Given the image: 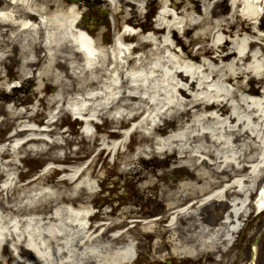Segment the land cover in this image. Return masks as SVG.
Masks as SVG:
<instances>
[{"label": "bare ground", "instance_id": "bare-ground-1", "mask_svg": "<svg viewBox=\"0 0 264 264\" xmlns=\"http://www.w3.org/2000/svg\"><path fill=\"white\" fill-rule=\"evenodd\" d=\"M103 1V5H110L111 26L109 19L107 22L100 17L95 21L96 18L88 15V6L99 9L101 15L106 14L103 5L91 1L0 0V50L7 48L10 54L20 51L21 76L29 72L34 76L33 67L41 64L44 58L49 59L40 72L43 81L50 79L59 85V100L78 87L79 93H86L77 97L79 105L75 114L83 117L82 112L88 111L92 117L88 119L90 123L120 106L135 111L129 118L121 113L123 120L117 119V122L128 124L131 118L143 116L145 112L150 114L152 106L158 104L157 114L167 116L163 122L175 124L168 128L165 123L153 122L149 114L145 115L132 135L140 131V142L148 144L150 149L136 148L138 159L146 151L153 155L179 153L170 168H183L187 175L177 183H169L160 182L161 173L155 170L150 171V176L141 172L138 185L146 191L156 188L162 192V197H168L169 208L180 206L170 219L172 237L179 240L174 245L175 251L180 248L185 255L200 256L205 250L214 249L218 242L223 248L228 247L232 229L241 223L238 212L247 208L249 194L262 185L260 177L264 174V88L260 92L251 82L240 81L242 76L248 75L251 81L259 77L264 83V29L256 23L264 12V0H231V5L223 10L214 8L223 0H202L206 5L204 9L194 0H168L166 5L175 8L176 13L164 10L157 24L149 30L146 27L139 32L134 30L137 34L129 30V25L137 23L135 17L140 15L137 2L142 0ZM198 13L202 15L200 19ZM195 18L198 19L194 21ZM182 22L184 32L197 27H203L204 31L184 42L178 29ZM113 25L115 29L111 31ZM105 29L113 34L109 43L102 38L108 32ZM195 44L196 51H190L189 47ZM165 50H170L169 84L174 94L161 104L142 94L147 93L148 86L143 82V74L150 68L151 55ZM43 51H46L45 56L41 54ZM136 52L141 55L135 56ZM2 61L0 55V64ZM76 81L81 85L76 87ZM233 82L237 89H230L229 83ZM117 88L121 94L110 101L107 93H116L113 91ZM189 89L201 93L190 97L186 91ZM109 102L112 103L108 106ZM19 114L17 119L21 116L30 120L36 118V113ZM187 115H191V119H186ZM98 129L100 134L87 135L92 142L90 151L99 148L97 155L108 152V157L113 150L120 151L126 144L125 135L119 131L101 126ZM31 130L37 129L30 125L16 127L7 139ZM116 138L122 140L117 142ZM14 141L0 146V170L8 175H13L18 168L19 152L24 147L40 150L35 144L37 136ZM51 157L63 160L58 154ZM251 162L254 163L249 168ZM136 163L133 157H126L127 166L123 170L136 169ZM89 167L61 168L72 172L57 185L67 186L66 191L70 192L58 194L59 203L51 213L38 203L43 195V184L47 183L40 176L18 189L17 202L0 198L2 264L130 262L135 247L134 236L128 234L132 228L118 230L120 226L116 223L117 229L109 232L114 221L108 217L94 227L89 226L90 202L77 203L81 199L77 191H93L95 170ZM10 187L12 183H5V189ZM27 193H32L33 197L24 201ZM210 198L234 201L233 213L217 225L196 216L195 209ZM191 200L193 203L186 204ZM158 224L154 219L153 224H145V231L158 236L155 228ZM185 231L186 236L182 237ZM121 238L127 240L120 244ZM7 246L12 255L11 260L4 261ZM162 246L164 242L156 247ZM227 253L225 251L224 255Z\"/></svg>", "mask_w": 264, "mask_h": 264}, {"label": "rangeland", "instance_id": "rangeland-1", "mask_svg": "<svg viewBox=\"0 0 264 264\" xmlns=\"http://www.w3.org/2000/svg\"><path fill=\"white\" fill-rule=\"evenodd\" d=\"M86 3L95 2L96 5H103L104 1L101 0L99 2H96L95 0H84ZM184 2H191V0H183ZM195 3L200 5L202 9L206 7L204 2L202 0H194ZM168 0H142L138 1L139 6V14L136 15V30H139L138 26L142 25L146 18L144 17V13L147 11H155L156 15L154 18H152L150 21H146L145 24L151 23L156 24L157 23V12H161L164 10H168L171 12H176V9L173 7H168L166 4H168ZM210 7L212 4H209ZM231 5V0H223L221 1L217 7L214 8L218 10H223V8H227V6ZM106 9L107 15L111 16V9L109 8L110 5H103ZM88 13H91L92 7L88 6ZM129 8V7H128ZM261 8L259 7V10ZM198 18L200 19L202 15L200 13L197 14ZM186 18V17H185ZM195 18L194 21H196ZM170 21H173L172 19H169ZM185 21V19H184ZM183 21V22H184ZM180 24V28H182ZM256 23L262 26L261 28L264 29V12H262L258 18L256 19ZM143 24V25H145ZM184 27V26H183ZM115 29V26L113 25L112 30ZM183 28L179 32L180 37H182L184 42H187V40L191 37H197L200 33L204 31V28L197 27V28H189V31H186L185 33H182ZM139 36V35H138ZM104 38L106 39V42H111L113 38V34L110 32H107L104 35ZM181 45L178 46V49H180ZM197 48V44L194 46H190L189 50L192 52H195ZM154 51V50H153ZM173 51V50H172ZM15 54H10L7 51V48H4V50H0V55L3 57V62L0 64V71L2 74V77L0 78V144L4 145L3 143H8L9 141L16 140H24L27 139L29 136H37V141L35 144L40 148V150H30L26 147H24L19 152V163H17L18 168L15 169V183L17 187L7 189L3 192H0V198L5 200L6 197H9L11 200L10 203L17 202L20 191H17L19 187H22L23 183H26L31 178H34L35 176H40V178H43L47 181V183L43 184V195L41 196V199L38 203L41 204V207L48 208V213H51L52 210L56 207V205L59 203L57 199L58 194L61 193V191H64L65 193L70 190L67 186L59 187L57 185L58 181L65 177V176H71L72 171L63 172L62 170L54 171L52 166L55 165L56 167H73L75 164H87L89 161L93 159V161L90 163L91 169H94V177L92 179V183L94 185L93 190L95 188H102L104 187L110 188L114 190V195L109 194H102L98 195L97 193L93 192H78L80 193V200H77L78 204L81 203H89L90 206L93 205V208L96 210L98 209V212L95 216V219L93 221H98L100 217H103L102 214H107V217L114 221V223H117L118 218H124V225L129 223L126 219H129L127 217H136L139 218L138 213L141 215H144L143 218L150 219L148 211H153V215L158 213H165L167 211H164L161 206L159 205V201L162 200L163 202H166L168 199L167 196L164 195L162 197V192L157 190L156 188H153L151 190H143L142 187L138 185V175L143 172V174H148L150 176V171L155 170L159 173H161L160 182L164 180V182H175L177 180L176 178L170 177L169 174L175 172L179 178L183 177V175H187L186 171L184 169L174 170L172 168L174 166L173 161L175 160L176 156H180L179 153H176L173 155L170 153H161L157 152L155 155L150 154L149 152H143L142 158L138 159V154L136 148L146 147L147 149H150L147 144H143L141 146L138 145L137 139L139 141V138L141 136L140 133H136L135 136H133L132 141L130 145H128V149L125 150L126 146H122V149L117 155V159L115 162H112L110 155L106 157V153H102L101 155H98L94 157V155L97 153L98 148H93L91 151L89 149V145H92V142L89 141V138L84 137L82 134L81 129L85 126L79 125L81 123L74 124L72 123V115L69 113L67 105H76L77 101V95L80 94L79 87L81 83L79 81H76L75 84L76 87H78L75 90H70V92L65 93L64 97L65 99L59 100V96L61 93L59 92V85L56 82H53V80H44L40 76V72L42 69L46 67V65L49 62V59L44 58L41 61V64H36L33 67L34 76L31 72L27 73L26 76H21L19 70L21 69V63L22 59L20 57V51L14 52ZM46 51L41 52L42 56H45ZM139 54V53H138ZM170 50H165L163 52L155 51L154 54L151 55L150 62V68L147 69V73H144L145 79L143 80L144 84H148L146 86L147 93H142L149 95L150 98L156 102H164L169 100L170 96L174 93H172L174 88L169 84L170 79V71H171V63H170ZM83 75V73H80ZM29 75V76H28ZM32 75V76H31ZM240 81L244 84H249L251 82L252 84L256 85L257 88L260 90V92L264 88V83L259 81V77H256L253 81L250 80L248 75L242 76L240 78ZM185 86V85H184ZM199 86V83H198ZM212 86V85H209ZM230 89H237L236 83H229ZM21 90V92L19 91ZM187 94L192 97L191 94L196 95V93H201L196 90L193 92V90H186ZM192 91V93H191ZM117 93H107V96L110 98L109 100L112 101L113 98H115V95ZM177 94V93H176ZM183 97V96H182ZM108 100V101H109ZM112 102H109L108 104H111ZM158 104H155L152 106L150 110V114L148 112H145V115L149 114V117L153 120V122H161L165 123V127L173 128V122H163V118L167 116L161 117L157 114V108ZM2 107V109H1ZM28 108V111H25V109ZM20 112H26V115H33L34 113L36 118L35 119H28L24 117L16 118L17 115ZM117 113V111H115ZM193 113V110L191 114ZM56 115H59L60 118L57 119V121L53 122L51 125L48 124V121L56 117ZM142 115H138L136 118H139ZM191 119V115H187L185 117ZM105 118H99L98 120H104ZM140 119V118H139ZM14 120L16 122H14ZM108 122V128H112L114 125L117 124V122H114L113 120H107ZM172 121V120H171ZM80 122V121H78ZM70 123L69 129L64 130L66 126L64 124ZM34 126L38 128V130H31L28 132H24L22 134L17 135L12 140H8L7 138L10 136L11 130L14 131L15 128H21L22 126ZM50 125V126H49ZM88 125V124H87ZM86 125V126H87ZM106 125V124H105ZM13 126V127H12ZM49 126L51 127V131L42 130V127ZM65 126V127H64ZM102 126V125H101ZM89 128V127H88ZM140 134V135H139ZM14 141V142H15ZM60 154V155H66L68 156H74L77 158H70L71 161L67 163L59 164L57 161H54L53 163H49L48 160L52 155ZM113 156V155H111ZM95 159H94V158ZM126 157H133L134 160H137L136 163V169L133 170H123L127 164H125V158ZM10 158V157H8ZM5 162L8 161L7 159L4 160ZM52 165L49 167V165ZM15 165V164H14ZM172 167L170 168V166ZM13 166V165H10ZM89 167V168H90ZM121 175V176H119ZM176 176V175H173ZM20 179L21 182L18 184V179ZM6 175H2L0 171V181L5 179ZM30 178V179H29ZM117 181V182H113ZM129 182V183H127ZM21 185V186H20ZM103 191H101L102 193ZM106 193V192H105ZM117 194V195H116ZM160 194V196H159ZM104 197V201L101 200L100 205L99 204V196L100 198ZM32 193H27V197L24 198V201L29 200L32 198ZM161 198V199H160ZM165 200H164V199ZM160 199V200H159ZM112 200H118L121 201L120 206L118 210L122 212V214H117L116 218L111 216V211L109 210L110 202ZM97 202V203H95ZM138 204L136 206V204ZM108 203V204H107ZM217 203V202H214ZM107 204V205H105ZM141 205L140 211L136 213V215H128L127 213H134L137 208ZM219 206H222L220 203ZM98 207V208H95ZM167 207V205H166ZM162 209V212H161ZM145 212V213H143ZM126 214V216L123 217V215ZM105 217V218H107ZM139 225L135 228L136 235L134 237L135 240L140 241V251H142L144 254H141L139 264H168L164 260L167 257V251L169 250V246L166 245L164 248H158L156 245H160L161 242L158 239H163L162 236L159 235L156 239H151L150 237L146 236V233L138 232ZM143 226V225H142ZM145 229L146 227L143 226ZM161 232L165 231V229H160ZM138 232V233H137ZM163 234V232H162ZM186 234V232H185ZM164 238H168V243H172L170 238L173 239V244L175 242H179L178 238L171 237L170 234H164ZM123 242V240L120 241V244ZM168 247V248H167ZM6 260H11V250H9V247H6ZM175 262V260H173ZM134 263V262H133ZM128 263V264H133ZM176 263H179L178 260H176ZM0 264H2L0 262ZM127 264V263H126ZM228 264V263H227Z\"/></svg>", "mask_w": 264, "mask_h": 264}, {"label": "flooded vegetation", "instance_id": "flooded-vegetation-1", "mask_svg": "<svg viewBox=\"0 0 264 264\" xmlns=\"http://www.w3.org/2000/svg\"><path fill=\"white\" fill-rule=\"evenodd\" d=\"M249 229L251 231L248 236L238 234L239 238L233 247L234 251H237L242 247L243 242L246 243L244 249L238 252V254L243 253L244 260L234 261L232 259V264H264V211L261 213L258 223L251 225Z\"/></svg>", "mask_w": 264, "mask_h": 264}]
</instances>
